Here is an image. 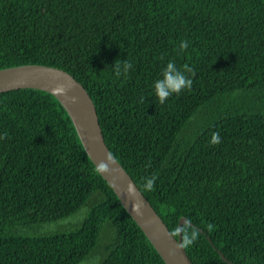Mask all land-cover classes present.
Here are the masks:
<instances>
[{"label": "trees", "instance_id": "trees-1", "mask_svg": "<svg viewBox=\"0 0 264 264\" xmlns=\"http://www.w3.org/2000/svg\"><path fill=\"white\" fill-rule=\"evenodd\" d=\"M169 61L195 70L193 87L161 104ZM24 65L86 88L108 148L169 230L184 217L200 232L194 264H264V0H0V70ZM5 132L0 264H165L53 95L0 93Z\"/></svg>", "mask_w": 264, "mask_h": 264}, {"label": "water", "instance_id": "water-1", "mask_svg": "<svg viewBox=\"0 0 264 264\" xmlns=\"http://www.w3.org/2000/svg\"><path fill=\"white\" fill-rule=\"evenodd\" d=\"M57 84L71 85L68 96H77L78 102L73 104L65 97L53 94L52 88ZM24 89L49 93L63 105L94 166L97 167L102 161L109 163L110 173L100 175L114 191L121 205L142 230L165 264H194L186 249L178 247L180 238L169 235L171 231L163 219L141 192L133 178L111 153L105 142L96 106L86 88L68 72L53 67L24 65L0 70V93ZM109 153L114 157L111 162L107 161ZM129 184L135 188V195L132 197L127 194ZM133 203L140 204L139 215L132 211ZM185 220L187 219L181 218L179 226H184ZM221 257L229 262L223 254Z\"/></svg>", "mask_w": 264, "mask_h": 264}, {"label": "clouds", "instance_id": "clouds-1", "mask_svg": "<svg viewBox=\"0 0 264 264\" xmlns=\"http://www.w3.org/2000/svg\"><path fill=\"white\" fill-rule=\"evenodd\" d=\"M190 46V42L188 40H181L179 43V51L183 53L188 49ZM115 70V74L117 76L121 75V71L125 75L133 68V65L128 60L120 61L117 60L115 66L112 67ZM185 73H189L192 76L195 75V70L190 67L189 65L185 64L183 66V71L177 68L174 61H169L166 67L163 70L162 78L158 79L154 82V89L155 95L158 97L159 102L161 104L166 103V101L173 95H179L183 91L188 90L191 91L193 87V79L190 78ZM71 89V85L65 84H57L55 87L52 88V93L58 96H63L68 99L71 103L75 104L78 102L77 96H68V93ZM141 102H143V98H141ZM8 133L5 132L2 136H0V140L6 139ZM212 145H219L221 143V136L220 132L216 131L211 134V140L209 141ZM114 157L111 153L107 156V161H113ZM151 165L149 164L148 167ZM111 171L109 167V163L107 162H100L97 167L95 168V172L97 174H109ZM158 179L157 176L153 175L151 177L145 178L144 182V189L146 191H154L156 180ZM127 194L129 197L135 195V188L132 184L128 185ZM140 204L133 203L132 211L136 214H140ZM213 227L212 224L208 225L209 230ZM169 235L171 237H179L178 247L182 249H187L190 246H193L199 239L200 232L197 229L191 228L190 229V220H185V224L183 227L177 226L174 230H172Z\"/></svg>", "mask_w": 264, "mask_h": 264}, {"label": "rangeland", "instance_id": "rangeland-1", "mask_svg": "<svg viewBox=\"0 0 264 264\" xmlns=\"http://www.w3.org/2000/svg\"><path fill=\"white\" fill-rule=\"evenodd\" d=\"M86 209V213H88V211L90 210V208L88 207H85L84 210ZM63 224H64V229H72V228H75L76 225L79 224V220L78 219H66L63 221ZM53 228H57L56 224H51L50 226H46L44 229L45 230H49V229H53ZM84 264H98V260L95 259L93 261H85Z\"/></svg>", "mask_w": 264, "mask_h": 264}]
</instances>
